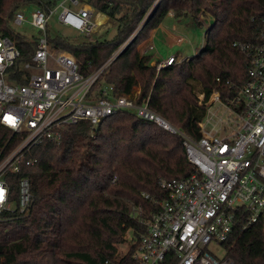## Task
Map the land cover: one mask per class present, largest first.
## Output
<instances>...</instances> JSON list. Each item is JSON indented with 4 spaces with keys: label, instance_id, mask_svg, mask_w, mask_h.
Here are the masks:
<instances>
[{
    "label": "trees",
    "instance_id": "16d2710c",
    "mask_svg": "<svg viewBox=\"0 0 264 264\" xmlns=\"http://www.w3.org/2000/svg\"><path fill=\"white\" fill-rule=\"evenodd\" d=\"M58 1L0 0V35L17 41L21 62L28 61L36 43L15 37L11 28L15 11L32 6L48 13ZM78 2L116 26L111 39L109 30L91 37L78 32L87 38L78 43L51 38L47 26L48 40L75 59L81 74L100 69L134 36L94 84L95 96L104 86L112 87L114 97L132 95L138 88L137 104L147 101L150 109L197 139L213 91H220L223 100L234 98L247 80L249 60L239 45L257 39L264 19V0ZM169 13L175 18L192 17L197 23L205 13L211 23L197 54L157 71L158 62L147 53L140 55L136 47ZM193 83L204 94L201 106ZM19 141V135L0 126V155ZM27 159L36 163L8 180L16 200L18 181L26 177L32 202L26 213L0 215V264H135L133 254L145 230L138 213L156 209L142 194L162 200L161 179L186 178L193 170L180 137L131 112L107 117L94 129L84 121L68 126L59 144H41ZM128 231L135 243L120 257L118 247ZM222 247L233 264H264V216L245 228L237 227Z\"/></svg>",
    "mask_w": 264,
    "mask_h": 264
},
{
    "label": "built area",
    "instance_id": "2783aa9c",
    "mask_svg": "<svg viewBox=\"0 0 264 264\" xmlns=\"http://www.w3.org/2000/svg\"><path fill=\"white\" fill-rule=\"evenodd\" d=\"M26 7L31 6L21 9ZM58 8L59 24L85 36L93 34L96 20H92L101 14L78 0H64L48 13L34 7L29 19L20 8L15 11L14 26L29 23L43 33L28 61H20L16 40L0 35V126L20 136L13 150L0 155V215L26 213L32 202L29 180L18 181L15 200L8 178L36 163L27 159L33 148L59 144L63 130L81 121L94 129L107 117L131 112L180 137L193 168L186 178L159 181L164 199L142 194L156 209L138 213V223L145 230L133 254L135 264H233L225 257L217 258L210 247L223 248L237 227L245 228L264 216V19L259 22L257 39L239 45L249 60L247 80L234 98L223 100L220 91H213L197 139L150 109L147 101L137 104L136 91L114 97L112 87L104 86L96 97L93 86L107 65L83 75L75 59L48 40L46 28ZM145 46V53L154 49L151 42ZM174 62L173 56L158 61L156 70ZM203 99L201 94L199 106ZM215 102L235 118L223 121L208 116ZM208 125L210 130H206Z\"/></svg>",
    "mask_w": 264,
    "mask_h": 264
},
{
    "label": "rangeland",
    "instance_id": "374dc122",
    "mask_svg": "<svg viewBox=\"0 0 264 264\" xmlns=\"http://www.w3.org/2000/svg\"><path fill=\"white\" fill-rule=\"evenodd\" d=\"M64 0H59L58 4H60L61 2H63ZM34 7H26V8H22L20 7V12H22L23 14L26 15L27 19H29L30 13L34 10ZM61 11V8H58L57 12L51 17L49 24H48V33L50 34L51 38H54L56 36H60V37H64L66 39H68L70 42L72 43H78V42H83L86 41L87 38H83L81 37L78 32L67 28L65 26H62L61 24L58 23L57 21V15L58 13ZM95 12V11H94ZM96 13V12H95ZM101 14V13H100ZM103 15V14H101ZM105 16V15H103ZM101 17L102 19H99V23L96 24V27L93 30V34L92 35H99L101 33H103L104 31H108L107 37L108 38H112L115 33H116V26L114 24V22L112 20H110L107 16L105 17ZM96 20L93 19L92 21ZM198 23L195 22L192 17H182V18H176L175 22L179 28V30H182V32L184 34H186V36L189 38L191 45L196 47L194 49H186L185 51H180L178 49H172V54L173 55H180L183 59L184 58H190L192 56H194L197 53H194V51L197 50V48L202 47L204 45L205 42V38H206V34L204 32H206V30L210 27L209 23L211 22V18L208 14H203L202 16H200L198 18ZM12 24V22H11ZM12 30L14 32V34L16 36H18L20 39H26V40H30V41H36L37 39H40L43 37V33L42 31L32 27L29 23H24L21 26L17 27L14 26L12 24ZM91 35V36H92ZM89 36V37H91ZM134 37V36H133ZM125 43L126 46H123ZM115 53H113V55L111 56V58L106 61V63H104V65L106 64L107 66L112 62V60H114V58L122 51L124 50L127 45L130 44V40L127 39V41L125 42ZM125 47V48H124ZM138 53L140 55H144L145 51H146V46L145 43H139L136 47ZM165 49V48H164ZM199 51V50H198ZM149 56H152V62H154V57H153V51H148L146 52ZM182 62V61H180ZM177 63H179V61H177ZM103 65V66H104ZM102 66V67H103ZM194 86V91L196 93V96L198 98L201 97L202 94V89L201 87L197 84V83H193ZM136 93H139V89H135ZM213 115L215 117V119H221L223 121H227V117H230L232 119H234V115L230 112L227 111L224 107L221 106L220 103L215 102L214 104H212L209 108V113L208 116ZM206 130H210V126L208 125L206 127ZM133 243V236L131 234L130 231H128L126 233L125 236V243L120 245L118 247V252H119V256L121 257L122 255H124L126 253V251L128 250L129 246ZM210 252L214 253L216 255L217 258L222 259L225 256V251L223 248L218 247L216 245H212L210 247Z\"/></svg>",
    "mask_w": 264,
    "mask_h": 264
},
{
    "label": "crops",
    "instance_id": "0c3cea01",
    "mask_svg": "<svg viewBox=\"0 0 264 264\" xmlns=\"http://www.w3.org/2000/svg\"><path fill=\"white\" fill-rule=\"evenodd\" d=\"M175 20L176 18L169 13L165 17L163 22L160 23L154 30H152L145 40L140 42L142 44L146 42H151L153 44L154 49L152 51L154 52L153 53L154 62L163 61L172 56L175 57L177 61L180 62L186 60L187 58L183 59L178 54L173 55L172 49L185 51L188 48L190 49L196 48L195 46L193 48L186 34H184L182 30H179ZM204 33L206 34V32ZM200 48L198 47L197 50L194 51V53H197L198 50H200Z\"/></svg>",
    "mask_w": 264,
    "mask_h": 264
},
{
    "label": "bare ground",
    "instance_id": "6f19581e",
    "mask_svg": "<svg viewBox=\"0 0 264 264\" xmlns=\"http://www.w3.org/2000/svg\"><path fill=\"white\" fill-rule=\"evenodd\" d=\"M89 7H90V6H89ZM98 14H100V13H98ZM99 16H100V17L96 19V24L99 23V21H98L99 19H102V18H101L102 16H101V15H99ZM96 24H95V25H96ZM74 31H75V30H74ZM76 32H77V31H76ZM86 37H89V36H86ZM65 53H66V52H65ZM67 54H68V53H67ZM69 55H70V54H69ZM102 73H103V72H102ZM91 74H92V73H91Z\"/></svg>",
    "mask_w": 264,
    "mask_h": 264
}]
</instances>
